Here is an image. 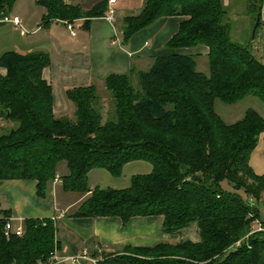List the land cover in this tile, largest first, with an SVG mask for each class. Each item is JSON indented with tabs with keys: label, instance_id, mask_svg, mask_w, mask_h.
<instances>
[{
	"label": "trees",
	"instance_id": "trees-1",
	"mask_svg": "<svg viewBox=\"0 0 264 264\" xmlns=\"http://www.w3.org/2000/svg\"><path fill=\"white\" fill-rule=\"evenodd\" d=\"M13 1L0 0V18ZM243 1L251 23L242 37L222 0H142L134 13L114 16L121 45L159 17L183 16L163 46L205 45L206 72L196 70L195 53L153 56L144 68L130 64L126 73L107 74L99 83L106 97L96 82L65 89L71 116L52 111L51 88L41 77L46 52L1 53L0 124L9 126L0 131V180H34L42 197L57 175L56 163L63 161L62 190L89 191L75 215L118 216L125 222L133 215L159 214L167 233L196 226L197 242L99 247L91 253L98 264H264L262 223L253 229L264 172L256 174L248 164L259 137L264 146V110L248 107L229 123L214 110L216 100L234 104L247 96L264 107V63L249 51L259 21L252 39L250 28L256 9L264 12V0ZM36 3L42 24L81 18L85 28L107 8V0ZM132 160L146 161L149 172L131 175L124 188H88L89 170L117 177ZM224 181L230 189L221 186ZM6 220L3 211L0 264H49L59 247L52 219L26 218L19 235L5 237Z\"/></svg>",
	"mask_w": 264,
	"mask_h": 264
},
{
	"label": "crops",
	"instance_id": "crops-1",
	"mask_svg": "<svg viewBox=\"0 0 264 264\" xmlns=\"http://www.w3.org/2000/svg\"><path fill=\"white\" fill-rule=\"evenodd\" d=\"M225 2L226 4L222 1L227 7L232 5L236 13L240 7L244 9L243 0ZM141 3L142 0H115L114 16L134 13ZM237 6L239 9H236ZM42 12L43 10L38 17L40 24L32 28L26 27L17 14L8 13L10 17L16 16L19 24L0 22V54L8 50L19 53L41 50L48 54L49 62L41 69V77L50 85L53 95L52 111L54 114L60 113L56 115L64 114L61 113L63 109L71 106L64 96L67 88L89 82L99 84L109 73H126L130 64L144 68L153 56L195 53L197 57H205L207 53L205 45L194 48L163 46L177 30L178 23L184 19L179 15L159 17L149 27L133 33L121 45L112 22L102 16L91 18L85 28L81 18L69 22L51 20L42 24ZM241 19L244 21H241L237 33L242 37L249 29L246 22L249 16L242 13ZM66 23H70L72 30H76H73L72 36ZM59 25L68 31L67 38L63 39L59 33ZM44 28L45 32H40ZM4 73L5 69L0 66V74ZM263 149V142L259 137L248 156V164L256 174L264 172ZM149 170L150 165L146 161L132 160L123 164L117 177H112L101 168L91 169L87 173L86 183L89 189L93 188L89 185L91 180H95L98 184L94 187L100 189L124 188L127 187L131 175L144 174ZM62 174L57 175L59 177ZM35 184L30 179L0 180V214L6 211L10 225L20 229L21 221L26 218H51L56 227L55 238L59 242L55 251L59 261L54 264H98L91 253L100 248L112 251L123 246L152 247L157 244H174L183 239L191 242L199 239L194 223L177 232H164L162 216L159 214L133 215L125 222L118 216L75 215L76 209L89 195V191H65L61 188L60 180H50L46 184L44 196L38 197Z\"/></svg>",
	"mask_w": 264,
	"mask_h": 264
},
{
	"label": "rangeland",
	"instance_id": "rangeland-1",
	"mask_svg": "<svg viewBox=\"0 0 264 264\" xmlns=\"http://www.w3.org/2000/svg\"><path fill=\"white\" fill-rule=\"evenodd\" d=\"M222 1H223V3L226 4L225 0H222ZM236 9H239V6H237ZM234 10H235V8L229 4V7H227V16L229 18L234 19L232 21L234 22V24L236 25V27L238 29L240 24H241V21L242 22L244 21L241 19L242 13H246V12L241 7L238 10V13H236V11H234ZM41 11H42L41 7L36 3V0H14L9 11H8V13L11 15L17 14L24 21V24L26 25V27L32 28V27H36V25L40 24V22H39L40 20L38 19V17H40ZM263 14H264V12H263ZM250 20L251 19L249 18V20L246 22H248V24H250L251 23ZM253 22H252V25H253ZM252 25H251V27H252ZM73 30L76 31L75 28H73ZM250 31H251V28H250ZM40 32H45V28L41 29ZM59 33L62 35L63 39L67 38L66 36H67L68 31L60 25H59ZM233 38L235 39L234 34H233ZM249 51L253 56H255L261 62L264 63V42H262L260 37H259L258 29L256 31V34H255L253 40L251 41V45L249 46ZM195 60H196V70L205 73L206 72V66H205L206 57H196ZM97 86L99 88L100 84H97ZM98 90L101 91L100 88ZM100 96L106 97L105 92L101 91ZM67 102L71 106H66L61 113H65L68 116H71L72 110H73L72 109L73 105L71 102H69V101H67ZM248 107L255 109L259 113L261 110H264L262 103L259 102L256 98L251 97V96L244 97L243 99H241L240 101H238L234 104H223V103L219 102L218 100H216L214 102V110L227 123L235 121L236 119H238L241 116L242 112ZM56 114H60V113H56ZM8 126H9V124L6 122L1 123L0 124V127H1L0 131H2V132L5 131V129H7ZM55 171L57 174H61V173L66 172L65 163L63 161L57 162L55 165ZM97 184L98 183L95 180H91L89 182V185H91V187H94ZM221 186L224 189H230L229 185H227L225 181L222 182ZM70 196L72 197L73 195H70ZM257 222H261L262 226H263V227L262 226L261 227L264 229V191L262 193V198H261L260 202L258 203V216H257L256 222L253 223V229H254V227H256Z\"/></svg>",
	"mask_w": 264,
	"mask_h": 264
},
{
	"label": "built area",
	"instance_id": "built-area-1",
	"mask_svg": "<svg viewBox=\"0 0 264 264\" xmlns=\"http://www.w3.org/2000/svg\"><path fill=\"white\" fill-rule=\"evenodd\" d=\"M114 3L115 0H107V8L106 11L104 13V18L109 21L112 22L114 20ZM259 37L261 39L262 42H264V14L262 13V11H260V16H259ZM0 22H10L12 24L18 25L19 24V19L16 16H8V15H3L0 18ZM66 28L69 31V34L72 36L73 30H72V25L70 23H66ZM53 181H59V177L58 175H54ZM257 229H261L259 226L257 227ZM11 232H13L15 235H19L21 232V229L19 227H13L10 225L9 220L7 219L4 222V226H3V235L5 237H7ZM59 259L55 256V252L53 251L51 253V255L48 258V263L49 264H54L56 262H58Z\"/></svg>",
	"mask_w": 264,
	"mask_h": 264
},
{
	"label": "water",
	"instance_id": "water-1",
	"mask_svg": "<svg viewBox=\"0 0 264 264\" xmlns=\"http://www.w3.org/2000/svg\"><path fill=\"white\" fill-rule=\"evenodd\" d=\"M259 14H260V9L257 8L256 9V13H255V17H254V22H253V25H252L251 31H250V38L251 39L253 38L255 29L257 27V22H258V19H259Z\"/></svg>",
	"mask_w": 264,
	"mask_h": 264
}]
</instances>
